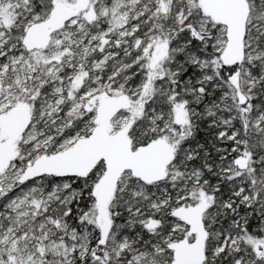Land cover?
<instances>
[{
	"label": "snow or ice",
	"instance_id": "obj_1",
	"mask_svg": "<svg viewBox=\"0 0 264 264\" xmlns=\"http://www.w3.org/2000/svg\"><path fill=\"white\" fill-rule=\"evenodd\" d=\"M0 264H264V0H0Z\"/></svg>",
	"mask_w": 264,
	"mask_h": 264
}]
</instances>
